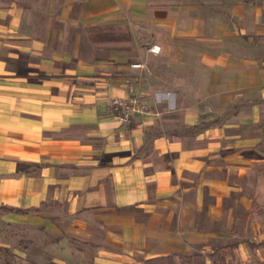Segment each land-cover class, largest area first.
I'll list each match as a JSON object with an SVG mask.
<instances>
[{
  "label": "crops",
  "instance_id": "0c3cea01",
  "mask_svg": "<svg viewBox=\"0 0 264 264\" xmlns=\"http://www.w3.org/2000/svg\"><path fill=\"white\" fill-rule=\"evenodd\" d=\"M263 174L264 0H0V222L50 264H246Z\"/></svg>",
  "mask_w": 264,
  "mask_h": 264
},
{
  "label": "rangeland",
  "instance_id": "374dc122",
  "mask_svg": "<svg viewBox=\"0 0 264 264\" xmlns=\"http://www.w3.org/2000/svg\"><path fill=\"white\" fill-rule=\"evenodd\" d=\"M191 96L194 99L198 97V95ZM190 129L193 131L194 127ZM253 192L255 194L252 206L247 210L240 206L234 212V215L239 217V221L233 222L232 230L236 229L237 235L234 236V241H237L238 245L243 242L242 240L245 242L244 245L246 243L248 245L246 264H264V174L255 178ZM11 224V222H0V264L52 262V255L45 253L42 247V242L47 238L39 230L29 233L21 224L17 229L10 226Z\"/></svg>",
  "mask_w": 264,
  "mask_h": 264
},
{
  "label": "built area",
  "instance_id": "2783aa9c",
  "mask_svg": "<svg viewBox=\"0 0 264 264\" xmlns=\"http://www.w3.org/2000/svg\"><path fill=\"white\" fill-rule=\"evenodd\" d=\"M153 52H160L161 46L154 44L150 47ZM134 66H140L141 63H134ZM130 94L126 97H115L112 99L114 111L123 122H128L138 112H144L147 108L141 97L138 95L135 84L129 85Z\"/></svg>",
  "mask_w": 264,
  "mask_h": 264
}]
</instances>
